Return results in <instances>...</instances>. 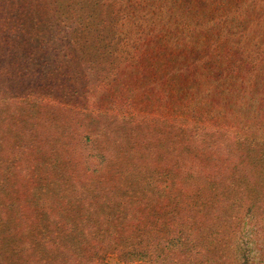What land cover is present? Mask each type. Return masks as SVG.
I'll list each match as a JSON object with an SVG mask.
<instances>
[{
	"label": "rangeland",
	"instance_id": "obj_1",
	"mask_svg": "<svg viewBox=\"0 0 264 264\" xmlns=\"http://www.w3.org/2000/svg\"><path fill=\"white\" fill-rule=\"evenodd\" d=\"M63 1L67 7L72 0ZM94 1L77 2L74 14L70 10L55 12L53 5L31 11L25 4L32 0H0V162L11 161L13 166L8 172L0 169V174H9L8 189L13 198L22 196L33 208L39 202L51 205L40 196L28 199L25 194L35 187L51 188L54 204L61 198L65 204L70 201L60 183L37 184L38 179H31L30 171L43 168L40 161L46 156L56 159L59 166L64 163L72 173L87 167V158L93 162L91 168L102 170L110 185L116 180L132 186L155 169L173 174L177 158L185 165V160L194 156L188 152L193 144L189 146L185 138L191 132L227 135L234 130L241 140L250 132L247 123L237 119L229 124L228 118L236 115L235 110L231 115L230 104L233 101L236 105L239 89L232 71L213 74L201 67L188 81L166 67L180 62L179 53L174 54L179 49L177 44L183 48L203 44L195 32L200 28L207 32L205 43L211 46L213 55L224 43L229 45L241 38L245 45L254 42L251 49L246 48L256 65L264 53V0H257L258 4L252 0H217L218 6L203 8L200 17L194 16L198 21L180 18L182 4L175 12L179 23L170 22L172 29L182 31L181 36L174 40L169 37L170 29L158 28L164 36L161 43L166 47V58L157 50L160 43L155 40L150 44L151 39L136 22L141 8L152 11L162 0H100L98 6L91 7ZM65 15L87 20L73 28L63 22ZM258 28L262 31L257 32ZM146 43L150 44L151 57L140 62ZM226 96L231 97L228 104L223 103ZM86 132L92 134V155L80 140ZM101 153L105 157L102 164ZM201 153L195 157H201ZM184 169L179 167L177 171ZM183 182L180 178L177 183L183 186ZM129 198L135 200L129 202ZM11 199L9 194L0 203L1 215L8 220L14 218L15 207L25 208L6 204ZM126 199L132 207L126 217L140 218L143 199ZM47 210L50 215H58L60 209L50 206ZM56 233L37 229L28 232L32 252L38 256L34 264H131L114 248H103L86 263L67 260L70 252L77 258L81 253L84 257L89 235L68 230Z\"/></svg>",
	"mask_w": 264,
	"mask_h": 264
},
{
	"label": "trees",
	"instance_id": "obj_2",
	"mask_svg": "<svg viewBox=\"0 0 264 264\" xmlns=\"http://www.w3.org/2000/svg\"><path fill=\"white\" fill-rule=\"evenodd\" d=\"M99 1L95 0L91 7L98 6ZM252 1L258 4L257 0ZM77 2L80 4L81 0H72L66 7L63 0H32L25 6L31 11H40L53 5L55 12L70 10L75 14L73 7ZM216 3L217 0H162L152 11H148V7L147 10L141 8L136 22H140L138 28L151 39L150 44L155 40L160 43L157 50L166 58V47L161 43L164 36L158 28L170 29L169 37L176 40L182 31L172 29L170 22L179 23L175 12L182 4L185 6L180 18L198 21L195 17H200L203 8L218 6ZM256 4L250 5L254 8ZM69 16L65 15L63 22L73 28L87 20ZM195 32L201 36L203 44L190 48L177 44L179 49L174 54L179 53L180 62L175 67H165L188 81L201 67L209 68L213 74L232 71L239 85L237 103L235 105L228 96L221 100L225 99V104L231 101V115L235 110L236 115L228 118L229 124L234 123L233 119L247 123L250 132L243 135L246 139L241 140L242 136L234 130L227 135L191 132L190 137L185 138L189 146L193 144L188 152H193L194 156L185 160V165L177 158L173 174L155 169L151 175L139 177L132 186L116 180L110 185L102 170L91 168L93 162L87 158L84 160L87 167L72 173L64 163L59 166V162H54L56 159L46 156L40 161L43 168L30 171L31 179L34 182L38 179L37 184L60 183L69 204L62 198L54 204L51 188L35 187L25 195L28 199L40 196L50 206L60 209L58 215H50L47 210L50 206L42 202L33 208L22 196L14 199L8 189L9 174L4 177L0 174V203L10 194L12 199L6 204L25 205V208H14L16 214L12 220L5 219L6 215H1L3 209L0 210V264H34L38 256L32 252L33 245L27 237L28 232L36 229L56 234L67 230L76 231L78 235L88 234L84 257L81 253L77 258L70 252L67 258L75 263H86L103 248H114L131 264H264V53L259 56L256 52L255 56L259 57L255 65L246 48L251 49L254 42L245 45L241 38L229 45L221 44L213 55L211 46L205 43L207 32L201 28ZM210 34L216 36L217 32ZM245 39L251 42L250 37ZM150 44L142 46L138 61L141 62V58L149 61ZM171 48L168 46V50ZM187 54L196 58L190 59ZM91 138L89 132L80 137L89 155L95 152ZM198 152H202L201 157H195ZM98 156L102 164L104 154ZM179 167L185 169L177 171ZM12 168L11 161L0 162L1 170L8 172ZM180 178L184 179L183 186L177 183ZM132 196L143 199L147 206L139 209L140 218L126 217V211L132 208L126 198ZM7 257L14 260L9 262L4 259Z\"/></svg>",
	"mask_w": 264,
	"mask_h": 264
}]
</instances>
